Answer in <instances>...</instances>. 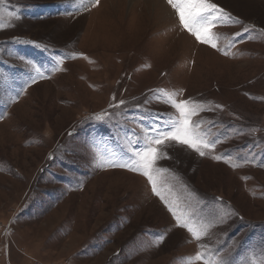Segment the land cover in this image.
Returning <instances> with one entry per match:
<instances>
[{"label":"rangeland","instance_id":"374dc122","mask_svg":"<svg viewBox=\"0 0 264 264\" xmlns=\"http://www.w3.org/2000/svg\"><path fill=\"white\" fill-rule=\"evenodd\" d=\"M209 2L216 48L167 0H0V264H264V0ZM169 99L216 143L162 153L157 195L112 165Z\"/></svg>","mask_w":264,"mask_h":264},{"label":"snow or ice","instance_id":"6c2138e0","mask_svg":"<svg viewBox=\"0 0 264 264\" xmlns=\"http://www.w3.org/2000/svg\"><path fill=\"white\" fill-rule=\"evenodd\" d=\"M94 2L98 4L99 0H94ZM167 3L174 10V14L178 16L179 25L186 33L201 44H209L213 48L217 47L212 43L214 39L212 28L218 21L225 19L222 8L209 2V0H167ZM36 72L37 75L30 77V83H35L38 78H43V73L38 68ZM2 80L3 77H0V81ZM188 103L187 100L177 102L169 99L168 104L178 113V119L168 117L167 127L157 126L154 128V134H149L147 137L150 143L144 148L134 149V158L131 161L120 162L112 166L142 173L151 182L153 193L159 195L153 174L160 171V168L156 166L162 153H166L170 148L183 147L204 157L206 154L204 149L212 147L216 143L215 140L211 142L204 140L198 131L196 122H190V117L194 114L195 109L189 111L186 107ZM156 146H159V151ZM216 159L219 161L223 157L217 156ZM161 198L163 199V197ZM169 211L174 217L177 215L171 207H169ZM177 226L186 229L195 241L201 240V235L187 222L178 223ZM201 259L202 254H197L195 260L201 261ZM204 264H208V262L205 261ZM220 264H233V262L223 259Z\"/></svg>","mask_w":264,"mask_h":264},{"label":"bare ground","instance_id":"6f19581e","mask_svg":"<svg viewBox=\"0 0 264 264\" xmlns=\"http://www.w3.org/2000/svg\"><path fill=\"white\" fill-rule=\"evenodd\" d=\"M156 2V1H155ZM149 3H150V0H149ZM145 4H146V2H145ZM149 5V4H148ZM149 8V7H148ZM155 8V7H154ZM164 12V11H163ZM155 15V14H154Z\"/></svg>","mask_w":264,"mask_h":264}]
</instances>
